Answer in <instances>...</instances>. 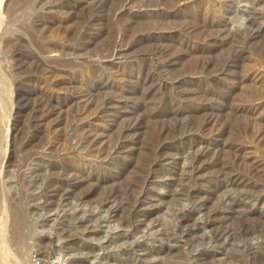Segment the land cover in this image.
<instances>
[{
	"label": "rangeland",
	"instance_id": "1",
	"mask_svg": "<svg viewBox=\"0 0 264 264\" xmlns=\"http://www.w3.org/2000/svg\"><path fill=\"white\" fill-rule=\"evenodd\" d=\"M6 7L0 250L264 264V0Z\"/></svg>",
	"mask_w": 264,
	"mask_h": 264
},
{
	"label": "bare ground",
	"instance_id": "2",
	"mask_svg": "<svg viewBox=\"0 0 264 264\" xmlns=\"http://www.w3.org/2000/svg\"><path fill=\"white\" fill-rule=\"evenodd\" d=\"M7 2H8V0H2L1 1V3H0V10L2 9V11H4V9H6L7 7ZM6 7V8H5ZM1 184V183H0ZM102 204V203H101ZM104 204V203H103ZM106 207V206H105ZM110 210V209H109ZM1 213H2V210H1V205H0V216H2L1 215ZM7 213V212H6ZM9 216V215H8ZM1 219V218H0ZM4 222V221H3ZM2 222V223H3ZM4 223H6V222H4ZM2 226V225H1ZM3 227V226H2ZM32 228V227H31ZM30 231V230H29ZM32 231H30V233H31ZM3 233H4V231H3ZM1 235V234H0ZM13 237H15L14 235H13ZM14 239L15 238H13V241H14ZM20 239L18 238V241H19ZM15 242V241H14ZM20 246V245H19ZM7 247V246H6ZM9 247V246H8ZM19 248V247H18ZM12 253L10 252V250L8 249L7 250V248H5V249H3V250H0V263H2V264H18L17 263V261H15L14 259H13V257H12V255H11ZM34 258V259H33ZM32 259L34 260V261H40V262H44L46 259L44 258V256H42V254H40V253H35L34 255H33V257H32ZM73 259V258H72ZM85 261V260H84ZM71 264H83V263H80V261L78 260V259H74L73 261H71L70 262Z\"/></svg>",
	"mask_w": 264,
	"mask_h": 264
}]
</instances>
